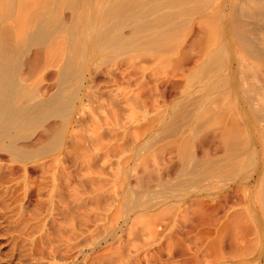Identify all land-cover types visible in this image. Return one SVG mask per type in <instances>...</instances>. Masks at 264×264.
I'll list each match as a JSON object with an SVG mask.
<instances>
[{"label": "rangeland", "instance_id": "374dc122", "mask_svg": "<svg viewBox=\"0 0 264 264\" xmlns=\"http://www.w3.org/2000/svg\"><path fill=\"white\" fill-rule=\"evenodd\" d=\"M39 1L0 0L2 11H9L6 13L9 15L10 11L13 12L5 19L4 26L15 24L13 29L8 27L15 42H21L26 33L23 32L29 26L30 15L48 0L43 4V0L41 3ZM6 2L8 7L11 5L9 8L7 4L4 5ZM225 3L226 0H220L219 6L213 7L205 15L188 17L185 26L172 35L167 49H138L110 60L97 57L90 63L89 78L92 77L94 82L92 85L86 83L88 88L85 94H88L83 98V103H77L76 113H82V123L74 122L70 132L72 139L84 149L85 198L88 202L85 238L81 248L69 251L65 264H218V261L223 263L222 260L227 259L233 260V264H241L243 257L255 255L254 252L261 247L246 210L248 190L241 181L253 171L251 166L244 167L240 176L235 177L236 181L229 182L228 188L227 182L217 184L212 180L197 187L193 183H186L183 176V169L192 161L191 158L214 156L225 151L221 128L224 123H229V116L225 114L226 120L213 119L215 121H211L206 133L198 138L194 130V113L197 108V73L209 65L214 56L219 58L217 68H226L228 38L236 43V54L242 58L245 66L241 64L239 79L245 97L254 99L252 109L264 107V58L251 55L241 40V37L246 38L247 43L253 45L251 50H263L264 55V9L255 12L259 13L256 14L258 16L254 15L255 19L253 15L251 18H241L235 14L232 22L228 23L230 14ZM60 4L64 7L61 10L59 6L58 12L61 10L59 13L69 18L73 10L66 7L64 1ZM15 28L17 31H14ZM54 36L55 39H50L46 44H21L22 52H25L22 55L21 75L24 74L25 80H28V86H33L30 91L40 92L42 96L56 91L60 68L67 57L65 34L60 32ZM227 83L219 78L217 88L225 90ZM223 99L217 100L219 107L217 103V106L214 104L218 109L227 108L225 105L230 104L227 95ZM218 101H221V105ZM76 117L73 116L72 120ZM63 124L66 125L62 117L53 115L47 122L31 130L34 133L31 142L45 139L51 131L54 135L56 128ZM258 126L264 143V123ZM48 128L50 132L46 131ZM261 155L264 160V146ZM2 158L6 165L17 169L16 177L23 174L21 167L9 163L7 154L3 153ZM246 162L250 161L247 159ZM39 172L30 169L27 179L21 178L28 185H15L14 193L11 191V196L8 195L11 198L7 197L11 199L10 202L7 200L9 203H14L12 206H15V210L22 211L9 212L7 216H15L12 218L15 220L7 217L9 220L5 219L6 224H3L5 229L2 225L0 227L1 234L7 238V241L4 238L7 247L3 252L6 251L8 256L0 264H17L18 261H22L21 264H47L53 258L46 254L49 251L39 250L41 244L45 247L41 239L49 228L46 223L50 225L54 222L48 216L45 202L35 206L39 201L36 190L41 181ZM253 195L264 218V168ZM94 196L100 198L99 204L96 203L98 206L94 199L92 201ZM134 200L140 204L135 206ZM216 201H219V205ZM19 216L22 220L16 218ZM228 217L235 219L234 230L230 237L223 239V248L218 256L214 247L216 227H222L226 220L230 221ZM2 219L0 221H4ZM10 223L13 227L8 225ZM22 225L26 227L23 226V229ZM64 225L68 224L63 222ZM11 234L14 239H9ZM17 234L21 236L19 241ZM15 239L20 246L17 247L20 249H17V254H14L16 248L13 247L16 241L12 242ZM41 251H44L42 257ZM37 260L41 262L37 263ZM53 262L51 260L50 264ZM252 264L264 262L255 261Z\"/></svg>", "mask_w": 264, "mask_h": 264}, {"label": "bare ground", "instance_id": "6f19581e", "mask_svg": "<svg viewBox=\"0 0 264 264\" xmlns=\"http://www.w3.org/2000/svg\"><path fill=\"white\" fill-rule=\"evenodd\" d=\"M61 1H64V5L66 7L69 6L68 8L71 7L73 10L69 18H65L59 13L64 7L63 5L60 6ZM219 1L48 0L45 2L43 0L42 4L45 2L44 6L41 4L40 9L37 11L33 10L34 13L32 12L33 14L28 18L29 26L24 30L23 34L26 33L23 35V38L20 36L24 41L19 37L21 39L19 43L18 41L15 42L11 31L15 24L8 26L11 29L4 26L5 19L7 17L9 18L13 12L10 11L9 15L6 14L9 11L5 12L0 9V219L3 218L2 220H4L0 221V227L2 225L3 228V224L7 220V217H9L7 216L8 213L16 209H14L15 206H12L14 203H9L11 201L10 192L13 191L14 193L13 187L15 185L21 187L23 183L27 186L28 184L22 182L21 178L25 177L27 179L30 169H33L38 172L41 171V181L36 186L39 201L35 206L37 207V205L44 204L45 202L48 206V216L54 221L50 225H48V222L46 223V226L49 228L46 232L43 231L45 233L43 240L38 238L43 241V246H45L43 248L41 244L43 249L39 246V250L49 251L46 254H50L49 256L53 257L50 258L54 261L53 264H59L66 261L69 251L73 248L79 249L82 247V240L85 238V213L88 205V202H86L87 199L85 198V187L87 185V180H85L86 177L84 175L85 157L84 149L78 146L75 140L72 139L70 132L74 122L76 124L82 123V113H76L78 109L77 103H83V98L88 94L87 92L85 94V89L86 87L88 88L86 83H91L92 85L94 82L91 76L89 78L91 74L89 71L90 63L97 57L110 60L116 56L131 53L138 49H167L172 35L180 27L185 26V21H187L186 19L188 17L194 18L205 15L213 7H218ZM263 1L226 0V10L230 14V17L227 19L229 21L228 23L232 22L235 14L241 18H251L252 15V18H254V15L258 16L256 14L259 13L255 12L264 9ZM6 4L8 7V2L4 5ZM239 4L240 7L238 8ZM59 6L61 10L58 12ZM9 23L10 21L8 20V25ZM227 30L228 32L230 31L229 28ZM14 31H17V29ZM60 32L63 35L65 34L64 41L67 57L60 68L56 91L42 96V94H39L40 92L34 93L32 89L30 91V88L33 86H28L26 84L28 80H25L24 74L23 76L21 75V71H23L22 55L25 53L22 52L23 48L21 44L25 46L26 44H46L50 39H55L53 36ZM241 38L243 40L242 44L247 45L251 55L260 59L264 58L263 50H251L253 49V45L247 43L246 38ZM234 43L228 38L225 69L217 68L216 65L219 58L214 56L210 60L209 65L207 64L206 67L199 69L196 76L198 91L195 94V100L197 102V108L194 113L196 118L194 125L195 134L198 138L202 137L206 133L207 128H209L208 126L215 121H212L213 119L218 117L226 120L229 116V123L225 121L226 123L221 128L222 136L220 135L223 139L222 146H224L225 151L224 153L220 152L222 154L212 155L213 157L209 155L206 158L198 155L194 159L191 158L192 161H189L183 169V176L186 183H193L197 187H200L207 180H212L217 184L227 182L226 188H228L230 186L229 182L236 181L235 177L240 176L244 167L249 165L253 168V171L245 176L244 179H241V181L243 180L242 182L248 190L246 210L252 220L253 227L256 229L258 242L261 244V247L254 252L255 255L248 254L246 257H243L244 259L240 263L252 264L255 261L263 263L264 218L260 214L258 201L253 194L258 186V181L261 178L264 168L263 155H261L264 143L258 126L259 123H264V107L258 106L252 109L253 107L251 106L254 99H247L244 95L245 90L242 89V84H240L239 80L242 58L236 54V43ZM242 66L244 65L242 64ZM219 78L228 82L225 90L217 88ZM252 90H255V88ZM225 95L228 96L230 104L228 106L225 105L227 108L220 107L218 109L216 107L218 105L217 100H221L222 98V101H224L223 96ZM216 98L217 100L214 102ZM220 102L219 104L221 105ZM53 115L62 117L66 125L63 124L62 127L56 128L54 135L52 131L49 134L47 133L50 132L49 128L47 130L45 129L48 135L45 139H38L36 143L31 142L34 137V133L31 130L39 124L47 122ZM75 115L78 118L76 117V119L73 118L72 120V117ZM3 153L8 155L9 163L21 167L20 169L23 170L22 175L16 177L15 172H17V169L15 170L13 168L14 166L12 167L4 163L2 158ZM247 159L250 161L249 163L246 162ZM169 188L166 187V189ZM7 197L10 198L8 199ZM93 199L95 200V204H99L100 198L98 196H94L92 201ZM7 200L10 201L8 202ZM15 200L14 202L17 204L18 201ZM134 201L135 206L140 204L139 201ZM218 202L216 201L215 203L219 205ZM17 207H19V204ZM15 211L19 212L22 210ZM37 215L39 216V214ZM10 217L12 220L15 216ZM16 218L21 219L20 216ZM234 221L235 219L232 218L230 221L226 220V223L222 227H216L214 247L218 256L223 248V239L230 237L231 232L234 230ZM63 222L68 225H64L63 227ZM57 223L58 226L55 227ZM8 225L12 226L11 223ZM11 226H8V228H11ZM18 229L17 231H20ZM1 231L0 261L8 257L6 256V251L3 252L7 247L4 244V238L5 241H7V238L3 237L4 235L1 234ZM21 231L23 230L21 229ZM8 233L10 232L8 231ZM14 235L9 239H14ZM17 238H19L17 239L18 241L21 240V236H18V234ZM17 240L12 241H16L15 246L12 244L16 248L14 254H17V249L20 247H18ZM32 242H35V240ZM79 252L81 253L82 250L80 249ZM41 253H43L41 255L42 257L44 251H41ZM41 257L39 256V258ZM51 260H47L49 261L47 264H50ZM37 261V263L41 262L40 260ZM222 262L220 263L218 261V264L234 263L233 260L228 259L225 261L222 260ZM22 264L27 263L23 262Z\"/></svg>", "mask_w": 264, "mask_h": 264}]
</instances>
